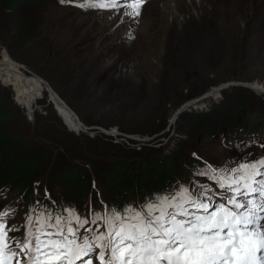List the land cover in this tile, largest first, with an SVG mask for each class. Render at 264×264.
I'll return each instance as SVG.
<instances>
[{
  "label": "rangeland",
  "instance_id": "obj_1",
  "mask_svg": "<svg viewBox=\"0 0 264 264\" xmlns=\"http://www.w3.org/2000/svg\"><path fill=\"white\" fill-rule=\"evenodd\" d=\"M79 2L64 0L51 10L46 37L62 52L63 64L64 55L71 58L67 69L76 71L75 81L67 83L69 70L58 77L65 99L52 90L68 108L67 101L94 123L85 125L69 108L85 132L68 128L54 109L44 80L14 61L0 43V57L6 53L24 74L45 84L33 80L38 85L36 97L42 95L31 107L32 114L0 81L4 107L0 115L7 113L0 130L1 165L33 155L44 170L35 179L33 196L9 183L0 185L5 190L0 210L9 205L16 210L8 221L20 227L14 236H23L26 214L35 201L49 207H55L53 202L64 205L59 192L46 187V179L71 166L85 167L93 182L94 171L100 175L114 162L147 165L145 161L173 160L160 193L182 185L220 191L214 176H200L198 171L208 164L232 166L242 159L264 157V93L248 87L255 83L264 88V0H146L135 19L124 17L123 10L120 14L84 10ZM90 73L96 80L92 97L106 96L99 104L81 99L80 75ZM120 111L126 114L117 116ZM242 142L247 146L238 147ZM91 189L100 199L97 185ZM151 197L142 192L112 204ZM90 204L99 209L87 195L73 205L86 213Z\"/></svg>",
  "mask_w": 264,
  "mask_h": 264
},
{
  "label": "snow or ice",
  "instance_id": "obj_2",
  "mask_svg": "<svg viewBox=\"0 0 264 264\" xmlns=\"http://www.w3.org/2000/svg\"><path fill=\"white\" fill-rule=\"evenodd\" d=\"M145 4L80 0L78 6L123 10L135 19ZM209 174L220 191L182 185L143 202L90 204L86 213L37 200L19 237L12 233L20 227L8 224L16 210L6 206L0 210V264H264V157L208 164L197 173Z\"/></svg>",
  "mask_w": 264,
  "mask_h": 264
},
{
  "label": "trees",
  "instance_id": "obj_3",
  "mask_svg": "<svg viewBox=\"0 0 264 264\" xmlns=\"http://www.w3.org/2000/svg\"><path fill=\"white\" fill-rule=\"evenodd\" d=\"M61 3V0H0V43L14 61L25 65L65 99L61 93V82L58 77L60 78L65 70H69L72 74H66L67 83L73 78L75 81L76 71L71 70L72 67L67 69L72 65L69 62L71 58L64 55L63 58L70 64H66L67 61L63 64L60 58L62 52L46 37L49 33L47 22L50 12L60 7ZM77 69L78 72L79 68ZM80 77V83L83 86L81 99L83 98L89 104H99L103 101V97H106L104 94H101L98 99L92 97L95 95L92 89L96 86L93 73L83 74ZM173 88L177 90L178 85ZM160 102H165V98L160 99ZM66 103L85 125L94 124L85 119L71 103L68 101ZM3 109L4 107H0V114ZM125 114V111H120L117 116L121 117ZM6 117L7 113L0 115V130ZM128 117L133 119L134 116ZM118 125L122 131H126L122 128L121 122ZM2 159L3 155L0 158V185L4 186L9 183L21 194L33 196L35 179L38 175L44 174L35 156H17L11 164H5V166L1 165ZM145 162L147 165L127 161L114 162L107 171L101 172L100 175L94 171L93 182L85 167L71 166L57 175L49 174L46 187L53 192L58 191L64 205H73L74 201H79L87 195L100 209L102 204L99 200L104 204H112L113 200L124 202L127 198L137 196L142 192H147V195L160 193L163 184L169 180L168 176L173 170L174 162L173 160ZM1 166L4 168L2 169ZM93 184L97 185L100 199L96 198V192L91 189Z\"/></svg>",
  "mask_w": 264,
  "mask_h": 264
},
{
  "label": "bare ground",
  "instance_id": "obj_4",
  "mask_svg": "<svg viewBox=\"0 0 264 264\" xmlns=\"http://www.w3.org/2000/svg\"><path fill=\"white\" fill-rule=\"evenodd\" d=\"M36 78H33L32 76H28L22 72V69L17 66L14 61H12L6 53H1L0 57V81L3 84V86H9L12 88L14 92V96L21 102H25L23 105L26 108V111L29 113H34L33 109L31 107L35 102L41 97L38 95L36 97V92L38 90V85L33 81ZM38 83H42L40 85H45L43 82L39 79H36ZM46 86V85H45ZM249 89L254 91L255 93L262 92L264 93V88L261 87L258 84L252 83L248 85ZM49 91V90H48ZM217 91V90H216ZM32 92V93H31ZM50 93V101L53 102L54 109L56 110L57 114L60 116V118L64 121V123L70 128L73 132L81 131L85 132L86 128L74 117L76 115L68 111V107L58 99L54 93ZM216 95L215 92H211V96ZM25 100V101H24ZM110 135V133H108Z\"/></svg>",
  "mask_w": 264,
  "mask_h": 264
},
{
  "label": "water",
  "instance_id": "obj_5",
  "mask_svg": "<svg viewBox=\"0 0 264 264\" xmlns=\"http://www.w3.org/2000/svg\"><path fill=\"white\" fill-rule=\"evenodd\" d=\"M45 82V81H44ZM46 83V82H45ZM46 86H47V88H48V90L51 92V93H53V90L49 87V85L46 83ZM68 111L69 112H71V110L70 109H68ZM179 112H176V116H177V114H178ZM71 114H73V112H71ZM176 116L174 117L175 119H176ZM76 120L78 119L77 117H74ZM79 121V120H78Z\"/></svg>",
  "mask_w": 264,
  "mask_h": 264
}]
</instances>
